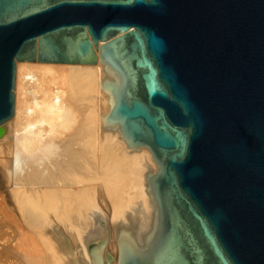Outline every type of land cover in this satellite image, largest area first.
<instances>
[{"label": "water", "instance_id": "water-1", "mask_svg": "<svg viewBox=\"0 0 264 264\" xmlns=\"http://www.w3.org/2000/svg\"><path fill=\"white\" fill-rule=\"evenodd\" d=\"M99 58L103 131L155 161L105 264H264V0H0V138L18 63ZM97 189L42 190L82 264L110 238Z\"/></svg>", "mask_w": 264, "mask_h": 264}, {"label": "bare ground", "instance_id": "bare-ground-1", "mask_svg": "<svg viewBox=\"0 0 264 264\" xmlns=\"http://www.w3.org/2000/svg\"><path fill=\"white\" fill-rule=\"evenodd\" d=\"M15 97L14 117L0 138V177L8 179L17 234L13 251L27 264H82L42 190L98 186V205L110 229L105 264L109 245L118 255L112 217L146 220L149 215L151 152L131 149L120 133L103 131L100 58L96 65L18 63Z\"/></svg>", "mask_w": 264, "mask_h": 264}, {"label": "rangeland", "instance_id": "rangeland-1", "mask_svg": "<svg viewBox=\"0 0 264 264\" xmlns=\"http://www.w3.org/2000/svg\"><path fill=\"white\" fill-rule=\"evenodd\" d=\"M1 168L0 166V169ZM7 181L8 179H3V176L0 177V264H27L22 263L20 255L15 254V251H13L18 250V248L13 246L16 245L15 238L17 234L12 228V200L7 193ZM104 210L108 215H111V209H109V207H104ZM115 241L116 239L113 240L114 243ZM112 246L113 245L108 246L107 252L116 256L117 253Z\"/></svg>", "mask_w": 264, "mask_h": 264}]
</instances>
